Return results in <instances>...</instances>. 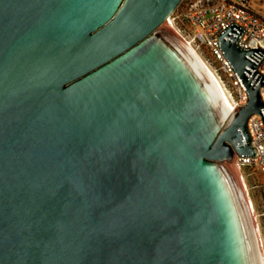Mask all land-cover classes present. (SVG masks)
Here are the masks:
<instances>
[{"label":"water","instance_id":"1","mask_svg":"<svg viewBox=\"0 0 264 264\" xmlns=\"http://www.w3.org/2000/svg\"><path fill=\"white\" fill-rule=\"evenodd\" d=\"M181 0H0V264H257L227 164L264 127L260 48H217L231 115L161 27Z\"/></svg>","mask_w":264,"mask_h":264},{"label":"built area","instance_id":"2","mask_svg":"<svg viewBox=\"0 0 264 264\" xmlns=\"http://www.w3.org/2000/svg\"><path fill=\"white\" fill-rule=\"evenodd\" d=\"M231 22L245 30L237 42L239 48L258 47L264 51V11L252 10L249 0H181L162 24L203 59L226 91L234 110L236 105L245 103L246 89L223 58L216 41V35ZM257 72L264 76V57ZM259 94L264 103V85L259 87ZM247 129L257 155L254 158L234 156L233 163L264 173V127L259 115L248 118Z\"/></svg>","mask_w":264,"mask_h":264},{"label":"rangeland","instance_id":"3","mask_svg":"<svg viewBox=\"0 0 264 264\" xmlns=\"http://www.w3.org/2000/svg\"><path fill=\"white\" fill-rule=\"evenodd\" d=\"M249 4L258 13L264 11V0H249ZM161 27L167 29L163 24ZM171 35L177 39L172 32ZM227 168L244 205L258 262L262 264L263 260L264 264V173L250 167H238L235 163L227 164Z\"/></svg>","mask_w":264,"mask_h":264},{"label":"bare ground","instance_id":"4","mask_svg":"<svg viewBox=\"0 0 264 264\" xmlns=\"http://www.w3.org/2000/svg\"><path fill=\"white\" fill-rule=\"evenodd\" d=\"M168 23H169V20L167 21V24ZM176 37H177V39L179 41L177 39H175V40L185 49L187 54H189V56L197 63V66L199 67V69L203 73V76L205 77V79L210 84V86H211L214 94L216 95V97H217V99L219 101V104L221 105L222 109H224V111L228 115H231L232 112H233L231 103L229 101V98H228V95H227L226 91L221 86V84L218 81L216 75L213 74L211 69L206 65V63H204L203 59L201 57H199L192 50V48L189 45H187L184 41H182L178 36H176ZM253 245H254L255 256H256V259H257V264H260V261L258 262L254 240H253ZM262 264H263V260H262Z\"/></svg>","mask_w":264,"mask_h":264}]
</instances>
